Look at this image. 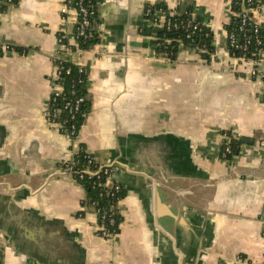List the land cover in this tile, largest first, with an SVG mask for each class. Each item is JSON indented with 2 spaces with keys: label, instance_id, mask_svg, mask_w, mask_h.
Instances as JSON below:
<instances>
[{
  "label": "crops",
  "instance_id": "obj_1",
  "mask_svg": "<svg viewBox=\"0 0 264 264\" xmlns=\"http://www.w3.org/2000/svg\"><path fill=\"white\" fill-rule=\"evenodd\" d=\"M157 2L192 5L213 33L209 60L185 46L175 60L156 53L141 25ZM230 9L232 0L96 1L98 40L66 59L88 77L75 144L121 165L119 231L104 238L83 186L59 171L71 140L45 113L57 37H72L74 11L63 27L59 0H0V264H264L263 82L225 47ZM253 16L264 28V0ZM225 131L242 143L230 162ZM143 137L161 140L179 177L132 162L151 148Z\"/></svg>",
  "mask_w": 264,
  "mask_h": 264
},
{
  "label": "built area",
  "instance_id": "obj_2",
  "mask_svg": "<svg viewBox=\"0 0 264 264\" xmlns=\"http://www.w3.org/2000/svg\"><path fill=\"white\" fill-rule=\"evenodd\" d=\"M11 2V0H7ZM92 0H59L60 3V14L61 20L63 22V27L69 24L71 20L69 17L70 10L74 11L75 18L72 21L73 30L72 37L70 39L67 38L66 35L61 33L57 37L58 50L56 51V55L53 60L58 59L65 60L72 54L80 53L78 48V40L84 41L87 38H91L93 35V28L91 26V14L92 11L89 9V3ZM254 3V5H253ZM262 0H240L239 6L240 11L236 15L233 10L230 9V18L235 15V18H238V33L241 35L238 40L234 33L226 34V37L229 41V46L231 50L238 51L239 54L235 55L234 52L229 53L232 58L239 60L240 62H247L251 64V68L247 71V75L252 78H258L263 82V90H264V71L261 69L263 60H264V36L259 37L257 33L261 29V26L256 22L254 18V12L257 11L259 6L261 5ZM145 13H149V10L145 9ZM176 13L175 11H158L156 17L154 16L152 19V25L155 27H165L166 29L174 28L176 29L178 26L185 33L186 38H190L191 34L199 28L201 25L199 22L195 20V14L192 12L187 17L185 21L177 22L176 20H171L170 17ZM64 32V31H63ZM69 33V32H68ZM67 33V34H68ZM66 39V43L63 40ZM70 40H73L74 43H71ZM172 38L164 39V43L171 42ZM178 45V49L183 48L184 45L182 43L181 37L176 38L175 40ZM253 46V51L249 49V46ZM262 46V47H261ZM74 48V49H73ZM193 50L198 52H202L203 49L201 47H195ZM2 51V50H1ZM80 66V65H78ZM82 67V66H80ZM61 68L54 65V72L52 74V79L57 81L59 78ZM61 91V86L58 83H55L52 89V93L57 95ZM81 101V98L77 99L76 103ZM69 101H65L63 104V108L69 110L70 112L73 109H76V106L72 107ZM46 119L47 122L55 126L57 129H62V124L66 122V120L58 121L57 115L58 110H50L48 108V104L46 103ZM65 135L69 140H71V146L61 157V164L59 171L61 173L69 175L75 181L79 182V180L86 178H94L93 185L96 183L97 186L101 188V192L99 196L105 195L109 198H114L112 201V205L107 209L96 208L93 211L96 217L99 216V222H97L96 234L98 236L104 238H110L114 234L110 232L106 225L112 226L115 223V214H119L118 203L121 200L120 197H117V194L123 188L122 185L114 179V174L117 169L121 166L118 162H106L100 163L97 158H95L91 153L87 150H84L86 153V162L80 166L78 164V153L81 151V147L75 144V132L72 127L71 130H66ZM224 141H223V150H221V158L225 159L226 154L230 152L229 146V135L225 132L223 133Z\"/></svg>",
  "mask_w": 264,
  "mask_h": 264
},
{
  "label": "trees",
  "instance_id": "obj_3",
  "mask_svg": "<svg viewBox=\"0 0 264 264\" xmlns=\"http://www.w3.org/2000/svg\"><path fill=\"white\" fill-rule=\"evenodd\" d=\"M96 1L92 0L89 3V9L92 11V14L90 16L91 18V26L94 27V19L96 17ZM11 2H16V0H11ZM240 0H232V10L234 14H238L240 11L239 6ZM254 5V3H253ZM145 9L149 10V13L143 12V24L142 32L146 33L148 29V33H152L157 38V46H156V53H162L166 57H168L170 60H175L176 55L178 53V45L175 41L176 38L181 37L182 43L185 47L188 48H195V47H201L203 49L201 55L205 57V59L209 60L214 53L215 50V44L213 40V33L210 31V29L202 24V20L200 16L196 15L195 13V20L199 22L201 25H199V28L195 30L190 38L185 37L184 31L181 29L180 26H178L176 29H166L165 27H155L152 25V19L153 17L157 15L158 11H165L169 12V9L164 3L157 2L152 5H146ZM145 11V10H144ZM192 5H185L180 6L176 10V13L170 17L171 20H176L177 22L185 21L187 17L192 13ZM238 18H235V15L232 16L229 19V22L225 25V32L228 33H234L235 37L238 40H241V35L238 33ZM259 37L264 36V28L261 27L259 32L257 33ZM172 38L171 42L164 43V39ZM97 34L95 33V30L93 28V35L91 38H87L84 41L78 40V48L79 49H87L93 42L97 41ZM64 43H66V39L63 40ZM225 47L229 51V53L234 52L235 55H238L239 52L235 50H231L229 46L228 38H225ZM262 47V46H261ZM74 49V48H73ZM249 49L253 51V46L250 45ZM54 65L57 64L60 70L59 78L55 83L60 84L61 91L54 95L51 93V96L47 102L48 108L51 110H58L57 120H66L64 124H62L61 131L65 133L66 130H71V128H74L75 132V139L77 137L78 131L81 128L82 124L85 121V117L87 113L90 110V102L88 99V77H87V71L82 66H78L74 62L65 59L60 60L54 59L53 60ZM263 102H264V90H263ZM81 98V101L76 103L77 99ZM65 101H69L72 107L76 106V109H73L71 112L67 109L63 108V104ZM227 135H229V146H230V152L226 154L225 160L226 162H230L233 156H235L238 151L239 147L241 146V141L239 138H234L230 135L229 132L225 131ZM81 151L78 153V165L80 166L86 162V153L84 146H80ZM221 150H223V145L221 147ZM93 179L94 178H86L79 180V183L83 186L85 190V199L82 201V205L85 207H90L91 203H94L93 208L94 210L96 208L100 209H107L112 205V201H114V198L106 197L105 195L99 196V193L101 192V188L97 186L95 183L93 185ZM124 196V189L122 188L120 192L117 194V197L122 198ZM83 214V213H81ZM97 222H99V216L96 217ZM115 223L110 226L106 225L110 232L118 233L119 231V223L121 221V215L115 214Z\"/></svg>",
  "mask_w": 264,
  "mask_h": 264
},
{
  "label": "water",
  "instance_id": "obj_4",
  "mask_svg": "<svg viewBox=\"0 0 264 264\" xmlns=\"http://www.w3.org/2000/svg\"><path fill=\"white\" fill-rule=\"evenodd\" d=\"M141 139L143 142L145 141L149 143L151 148L150 150L146 151V153L132 157V162L142 166L143 168H146V172L153 177L156 175L162 176L163 178L179 177L175 170V167H177L176 163L179 165V162L178 160L176 161L175 156L172 157L171 154L166 156L165 152L160 150L158 143H160L161 140L158 137H143ZM154 149L160 150V152L157 154L156 150ZM130 166L133 168L132 165Z\"/></svg>",
  "mask_w": 264,
  "mask_h": 264
}]
</instances>
